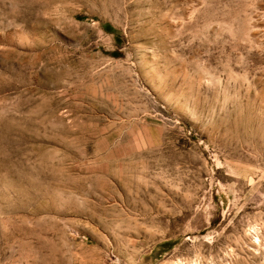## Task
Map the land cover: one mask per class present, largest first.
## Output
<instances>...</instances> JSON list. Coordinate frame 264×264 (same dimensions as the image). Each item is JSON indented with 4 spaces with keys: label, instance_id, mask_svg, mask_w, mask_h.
I'll list each match as a JSON object with an SVG mask.
<instances>
[{
    "label": "rangeland",
    "instance_id": "obj_1",
    "mask_svg": "<svg viewBox=\"0 0 264 264\" xmlns=\"http://www.w3.org/2000/svg\"><path fill=\"white\" fill-rule=\"evenodd\" d=\"M0 264H264V0H0Z\"/></svg>",
    "mask_w": 264,
    "mask_h": 264
}]
</instances>
